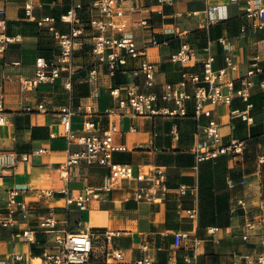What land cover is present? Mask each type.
Returning <instances> with one entry per match:
<instances>
[{"label":"crops","instance_id":"0c3cea01","mask_svg":"<svg viewBox=\"0 0 264 264\" xmlns=\"http://www.w3.org/2000/svg\"><path fill=\"white\" fill-rule=\"evenodd\" d=\"M25 1L0 0V10L5 13L0 17L6 20L7 34L21 36L19 42L8 44L5 52L0 54V118L3 119L0 123V153L10 152L16 156L13 168H0V198H4L8 191L19 189L17 200L26 202L30 208L26 218L20 212L16 214L13 226H0V260H9L20 254L22 260L17 264H31V261L41 264L43 253L52 247L53 236L40 232L37 225L40 218L51 210L59 226L68 231H114L117 235L115 242L124 254V264H135L144 254L152 256L154 264H184L185 255L192 254V251L187 247L172 249V234L176 230L190 232V241L194 238L203 241L196 251L199 264L223 261L230 251L241 247L238 238L233 236L237 219L229 213L226 179L231 177L238 181L245 178L247 185L242 194L246 199L253 204H261L264 200V164L258 166L256 161L257 154H264V94L258 86L250 90L252 123L229 116L230 108L245 107V103L236 96L230 107L208 105L225 136L223 142L228 143L230 138L244 142L241 159L229 152L214 160L196 161L193 149L200 141L197 140L198 122L192 116L193 103L188 102L189 115L185 117L123 115L117 119L118 132L114 141L127 149L115 152L113 160L132 165L135 172L138 166L149 163L166 168L167 190L158 194L156 201L134 199L133 193L137 188L145 193L148 182L143 177L121 181L103 195L102 200L91 201L85 210L75 206L64 207L63 196L59 193H55L54 198L37 196L38 188H49L55 192L67 188L69 192H78L85 186H100L109 173L105 166L82 164L70 169L68 181L61 177L57 168L67 158V143L59 107L71 105L74 112L72 128L80 131L85 107L91 105L93 121L105 128L108 121L105 112L116 104L109 88L123 87L132 81L141 85L142 77L133 78L121 72L108 76L104 68L97 83L90 84L87 78L92 61L77 52L71 61L70 90L64 87L68 76L65 68L54 82L23 88L19 79L34 77L37 58L59 63V50L50 34L25 16ZM94 1L40 0L33 14L36 18L54 17L59 30L67 32L68 25L59 21L60 16L79 4L81 8L77 14L87 20L98 14L90 6ZM143 5L148 8L126 14L118 21L135 32L140 43H144L149 32L140 28L137 20L149 17L150 34L158 41L168 40L167 45L147 48V58L157 63L153 91L159 93L165 81L179 80L180 66L170 62L169 56L182 42H188L195 49L196 60L192 64L200 63L209 51L215 56L214 68L219 69L225 67V48L218 40L225 38L235 63L227 69L226 75L235 81L236 88L240 77L253 72L251 62L254 57L257 56L258 66L264 70V29L241 34L245 18L240 0H174L173 4L163 6H157L153 0H144ZM157 10L162 13H157ZM192 11H198L199 16L174 18L176 12ZM252 78L258 82L264 79V72ZM39 104H44L45 111L39 110ZM163 105L173 107L172 103L158 102V106ZM204 122L205 119L200 121ZM174 125L178 129L177 139L171 132ZM38 149L44 152H32ZM24 154H27L26 160L23 159ZM181 185L186 188L185 194L177 191ZM4 206L1 202L0 207ZM195 206L198 208L196 221L177 215V209ZM213 226L221 229L218 242H210L206 238V228ZM25 229L35 230L34 243L22 238ZM143 244L147 245L148 251L140 249ZM87 264H108L101 241H95Z\"/></svg>","mask_w":264,"mask_h":264},{"label":"built area","instance_id":"2783aa9c","mask_svg":"<svg viewBox=\"0 0 264 264\" xmlns=\"http://www.w3.org/2000/svg\"><path fill=\"white\" fill-rule=\"evenodd\" d=\"M40 0H26L24 3L25 16L29 21L35 22L39 29H44L52 37L59 50V63L48 61L39 57L35 62V75L28 79H19L23 88L36 87L39 83L54 82L61 74L63 68L67 69L68 76L64 87L70 90L72 74V57L82 48L88 47L89 58L92 61L88 71V82L95 85L99 74L103 69L108 76H113L117 71L129 74L133 78L142 77V84L135 81L128 82L123 87H110L109 94L115 99V107L106 110L107 126L101 128L93 121L92 106H86L85 119L82 128L76 131L71 125V116L74 114L71 105L65 104L59 107L60 122L66 139L67 158L59 164L58 170L63 179L68 181L72 167L82 164L105 166L109 169L108 175L103 178L100 186H85L81 191L69 192L62 188L58 192L49 188L36 189L37 196L54 198L55 193L63 196V206L68 208L75 206L79 210H85L88 204L94 200H102L103 195L108 194L123 180H132L143 177L148 185L145 193L136 189L133 193L135 200L156 201L157 195L167 190V171L163 166L155 164H142L135 172L130 164L118 163L113 160L115 152L126 151V146L116 144L115 135L118 132L117 119L123 115L130 117H151L165 114L170 117H185L189 115L187 104L193 103V118L198 122L197 140L193 152L197 162L214 160L222 155L232 152L235 158H242L245 144L237 138H230L224 143V135L220 125L212 116V107H230L234 96L245 103L243 109L230 108L231 118H240L242 121L252 123L250 110L253 105L250 102V90L258 86L264 94V79L255 82L254 75L264 72L258 66L257 56L252 59L253 72L245 77H240L239 87H235V81L229 79L226 71L234 66V59L230 55L231 47L225 38H219V42L225 48V67L215 69L213 64L215 56L209 51L201 59L200 63L192 64L196 60L195 49L188 42L180 43L179 48L169 56V61L180 66V78L177 82H163L159 93L153 91L156 85L157 63L147 58L148 46L160 47L167 45L168 40L158 41L150 34L149 17L140 18L137 24L143 30L149 32L148 40L140 43L138 35L129 30L126 25L118 20L126 14H133L142 8L144 0H95L90 6L98 11L97 15L90 16L87 20L81 19L77 10L81 5L72 7L60 16L59 21L68 25L67 32H61L57 27V20L52 16L36 18L33 10ZM157 6L171 5L174 0H153ZM245 23L242 24L241 34L256 32L264 29V0H240ZM150 12H155L151 10ZM157 13H162L157 10ZM4 16V10H0ZM198 17V11L176 12L174 18ZM21 40L20 34H7V25L4 17H0V54L4 53L10 43ZM123 92V94H122ZM168 105L158 106V102ZM39 110L45 111L44 104H39ZM205 119L204 123H200ZM3 119L0 118V123ZM172 136L178 138L176 125L172 128ZM44 152L43 149L32 152ZM23 159H27L24 154ZM258 166L264 164V154H257ZM16 164L14 153H0V168H13ZM260 174L259 169L257 170ZM247 185L245 178L238 181L227 177L226 186L229 192V213L237 219L233 236L238 238L241 246L228 253L223 261L214 264H264V200L261 204L250 203L242 194ZM180 194L186 193L185 186L177 188ZM19 189L8 191L4 198H0V226L11 227L15 224V216L19 212L24 218L29 214V205L17 200ZM178 216L185 215L188 219L196 221L198 208H179ZM37 229L43 234H52V247L45 251L41 258V264H87L94 250L95 241H101L106 250L108 264H124L123 251L117 246L114 231L105 230L95 233L89 230L71 232L64 226H59L54 212L51 210L38 221ZM34 229H25L22 238L29 243L35 242ZM219 227H207L206 238L210 242L219 241ZM191 234L188 231L176 230L172 234V249L178 250L187 247L192 254L184 257V264H199L197 247L203 242L194 238L190 241ZM245 246H249L246 249ZM148 251L146 244L140 248ZM22 260L20 254H15L9 260H0V264H17ZM31 264H34L31 261ZM135 264H154L153 257L144 254L135 261ZM175 264V263H173Z\"/></svg>","mask_w":264,"mask_h":264},{"label":"trees","instance_id":"16d2710c","mask_svg":"<svg viewBox=\"0 0 264 264\" xmlns=\"http://www.w3.org/2000/svg\"><path fill=\"white\" fill-rule=\"evenodd\" d=\"M88 49L89 48H87V47H84V48H82L80 51H79V53L81 54V56H83V57H89V52H88ZM118 72H121V71H117L116 73H118ZM115 73V74H116ZM118 82H116L115 84H117ZM251 102V101H250ZM252 103V102H251ZM253 105V104H252ZM234 109H238V108H234ZM33 251H35V250H33ZM35 253V252H34Z\"/></svg>","mask_w":264,"mask_h":264},{"label":"rangeland","instance_id":"374dc122","mask_svg":"<svg viewBox=\"0 0 264 264\" xmlns=\"http://www.w3.org/2000/svg\"><path fill=\"white\" fill-rule=\"evenodd\" d=\"M246 249H248V248H246Z\"/></svg>","mask_w":264,"mask_h":264}]
</instances>
